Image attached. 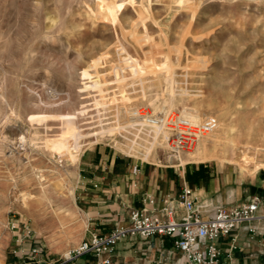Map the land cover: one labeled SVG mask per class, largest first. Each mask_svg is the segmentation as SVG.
Listing matches in <instances>:
<instances>
[{
	"label": "rangeland",
	"instance_id": "374dc122",
	"mask_svg": "<svg viewBox=\"0 0 264 264\" xmlns=\"http://www.w3.org/2000/svg\"><path fill=\"white\" fill-rule=\"evenodd\" d=\"M121 1L129 0H0V264L13 261L24 226L32 237L72 238L75 211L60 219L54 210L60 200L75 210L69 190L82 152L107 146L182 174L195 164L196 147L169 167L167 141L133 117L140 108L215 118L207 136L217 133L220 145L205 164L242 196L255 176L264 184V142L255 138L253 151L249 138L264 133V0H133L116 24L112 3ZM214 80L223 84L217 91ZM238 115L241 137L223 154ZM58 116L75 118L74 164L49 148L62 133ZM28 194L31 210L22 201Z\"/></svg>",
	"mask_w": 264,
	"mask_h": 264
},
{
	"label": "crops",
	"instance_id": "0c3cea01",
	"mask_svg": "<svg viewBox=\"0 0 264 264\" xmlns=\"http://www.w3.org/2000/svg\"><path fill=\"white\" fill-rule=\"evenodd\" d=\"M205 163H195L182 174L153 163L119 156L107 146L82 152L73 189L76 213L73 236L70 240L59 241L52 235H34L27 245L29 251L37 252L36 262L32 264L59 258L91 234H109L116 226L126 225L133 210L147 207L159 215L161 201L176 199L183 186L193 190L195 212L202 218H209L218 208L228 210L254 198L259 200L258 216H264V184L259 183L257 176L248 187L247 195L242 196L238 190L227 187L228 181L224 182L217 167L214 170ZM148 200L154 205H149ZM181 217V209L177 208L176 218ZM254 226L259 235L253 236L240 226L232 236L205 245L213 244L219 249V264H264L263 220L254 222ZM174 242L175 238L169 236L147 239L128 236L116 245L111 264H183V256ZM30 261L31 256L27 253L24 259L14 257L12 262L4 264ZM96 261L94 255L85 254L65 264H93Z\"/></svg>",
	"mask_w": 264,
	"mask_h": 264
},
{
	"label": "built area",
	"instance_id": "2783aa9c",
	"mask_svg": "<svg viewBox=\"0 0 264 264\" xmlns=\"http://www.w3.org/2000/svg\"><path fill=\"white\" fill-rule=\"evenodd\" d=\"M133 117L139 123L160 126L166 130V161L169 167H176L173 162L180 163L182 154L191 152L199 140L213 133L218 126L217 120L213 117H207L195 124L173 112L156 116L143 108L133 111ZM258 201V198H254L228 210L218 208L209 218H202L195 212L193 190L183 186L176 199L165 198L161 201L159 215L147 207L133 210L126 225L116 226L109 234H91L77 246L66 250L59 258L40 261L39 264H65L85 254L96 257L97 261L93 264H111L116 245L128 236H139L144 239L152 236L173 237L175 247L183 256V264H219V249L213 244L205 243H213L221 237L232 236L240 226H244L253 236L259 235L254 222L260 219L264 222V216L260 217L257 214ZM148 204L154 205V202L148 200ZM174 204L181 209V218H176L177 208ZM22 229V233L17 236L12 255L24 259L29 253L31 261L23 264H32L36 262L37 255L35 250L29 251L27 248L32 232L27 226Z\"/></svg>",
	"mask_w": 264,
	"mask_h": 264
},
{
	"label": "bare ground",
	"instance_id": "6f19581e",
	"mask_svg": "<svg viewBox=\"0 0 264 264\" xmlns=\"http://www.w3.org/2000/svg\"><path fill=\"white\" fill-rule=\"evenodd\" d=\"M145 1V0H144ZM149 2V0H147ZM179 2H182V0H178ZM143 3V2H142ZM109 6L114 4L115 5V13L114 15L112 14L111 17L113 19V22L116 24H119L120 22V17L123 14L124 11L127 10V6H132L134 4L133 0H129V1H121L119 4L117 3H108ZM148 5V4H147ZM141 6V5H140ZM111 7V6H110ZM149 7V6H148ZM141 8V7H140ZM139 9V8H137ZM140 10V9H139ZM149 10V8H148ZM144 11V10H143ZM112 12V11H111ZM149 12V11H147ZM148 15V14H147ZM149 16V15H148ZM127 21V20H126ZM131 25V23H130ZM129 59V58H128ZM99 60H95L93 61V65H95ZM129 69L131 70V72L133 74L137 73V67L133 66V65H129ZM115 71V70H113ZM115 81L116 82H120L121 81V72L120 71H115ZM98 79V78H97ZM86 84H83V88L82 90H87L86 88ZM222 84L221 80H214L211 85H210V90L211 91H217L218 89H220ZM99 87V82L97 81L91 84V87ZM184 119L198 124V120H197V116H194L193 114H190V112H186L184 110ZM45 118V117H41L40 119ZM56 118V117H54ZM75 118L73 116H58V120L60 122V124L62 125V130H61V135H59V137L57 139H54L52 141H49V148L56 152V154H58L59 156H62V154L64 153H69V157L71 159V162L74 164L77 162L78 157L77 154L80 150V134L76 129V123L73 121ZM140 126L143 127H147V128H152L154 129V131L156 132V138H158L159 136H161L163 138V140L166 142L167 141V132L164 128L160 127V126H155V125H150V124H145V123H139ZM244 124V120L243 118H241L239 115L236 117V119L232 122L231 127L229 129V132L233 133L232 137H229L228 141L224 143L223 145V154L225 153H233L234 152V148L237 146V141L236 139L241 137V126ZM117 129V127L112 128L109 130V133H113L115 132ZM106 132V130H105ZM104 132V133H105ZM224 133H227L225 131H223ZM256 136L253 138L252 134L250 135V139L251 142L250 144L252 145V150L253 151H259V149L257 150L255 147V138H258V140L264 142V133L261 134H255ZM229 136H231L229 134ZM70 140L73 141V149H71L70 147ZM221 139L217 136V133L211 136H205L204 138H202L201 140H199V142L196 144V150L194 151V154H192V160L195 163H202V162H207V161H212L213 159L217 158V147L220 145L219 141ZM211 143V146L209 147ZM74 152H72V151ZM72 152V153H71ZM42 181V178L39 179V183ZM41 186V192L43 194L44 197L48 196L50 191H47L44 188V185L42 183H40ZM72 189L69 190V194L70 196L73 195L72 193ZM34 199V197L30 194L28 195H23L22 201L25 205V207L28 210L32 209V204L31 201ZM56 208H55V212H59L62 215L59 217L61 219V217H65V215L71 214L72 212H74L73 207H70L68 203H66L63 200L60 201H56L55 204Z\"/></svg>",
	"mask_w": 264,
	"mask_h": 264
}]
</instances>
